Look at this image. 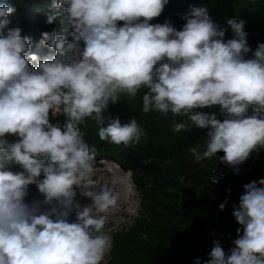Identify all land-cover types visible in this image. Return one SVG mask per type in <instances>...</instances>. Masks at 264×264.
I'll list each match as a JSON object with an SVG mask.
<instances>
[{"label":"clouds","instance_id":"clouds-1","mask_svg":"<svg viewBox=\"0 0 264 264\" xmlns=\"http://www.w3.org/2000/svg\"><path fill=\"white\" fill-rule=\"evenodd\" d=\"M168 3L53 0L46 23L58 28L42 32L38 46L55 55L44 59L22 27L10 26L16 8L0 4V264H105L112 237L104 229L118 197L93 179L96 150L81 125L91 119L101 141L137 145L145 132L135 118L104 116L122 95L146 89L144 113L186 117L174 133L189 130V121L206 129L203 146L189 149L198 164L215 157L238 174L264 150V116L248 114L250 106L264 112V43L252 51L238 18L227 21L233 36L226 39L204 6L190 9L181 30L167 19L152 23ZM212 106L222 120L196 111ZM59 114L63 126L51 120ZM33 185L39 195L29 200ZM243 188L233 247L226 253L215 241L210 259L195 264H264V179Z\"/></svg>","mask_w":264,"mask_h":264},{"label":"trees","instance_id":"trees-1","mask_svg":"<svg viewBox=\"0 0 264 264\" xmlns=\"http://www.w3.org/2000/svg\"><path fill=\"white\" fill-rule=\"evenodd\" d=\"M5 3L16 8L9 17L10 26L22 27V35L30 36L33 41L31 51L39 49L40 55L46 56L51 49L42 50L36 44L42 32L58 28L55 23H46V14L56 11L53 0H0V4ZM199 6L208 8L217 30L227 29L226 39L233 36L227 21L238 18L246 22L247 43L252 51L264 43V0H169L161 16L152 23L167 19L181 30L186 23L184 17L192 7ZM63 34L71 41L69 34ZM145 91L141 89L134 98L122 95L119 102L110 104L104 112L106 118L119 117L122 123L135 118L145 132L137 145L124 147L101 141L99 125L91 119L81 125L83 138L90 147H95L96 157L115 160L132 170L143 194L145 214L142 213L130 232L116 234L112 259L107 264H195L197 259L202 262L210 259L215 241L228 253L237 238V229L241 228L233 211L238 209L239 197L244 194L243 185L264 179V168L239 170L237 174L217 159L213 164L212 160L205 161L202 170L198 169L200 164H192L187 154L207 130L189 121V130L174 133L173 124L187 118L177 117L174 121L171 113H144ZM196 111L214 112L218 119L224 118L219 106ZM248 114L264 116V112L255 113L252 106ZM62 119L63 126L67 117L62 115ZM106 123L107 120L105 126ZM213 176L218 182H213ZM222 203L224 210L219 207ZM68 218L75 222V213Z\"/></svg>","mask_w":264,"mask_h":264},{"label":"rangeland","instance_id":"rangeland-1","mask_svg":"<svg viewBox=\"0 0 264 264\" xmlns=\"http://www.w3.org/2000/svg\"><path fill=\"white\" fill-rule=\"evenodd\" d=\"M36 45H39V42ZM40 48L44 50L47 47L41 46ZM34 53L37 54L40 59L55 55L53 50H51L46 56H41L39 49H35ZM62 115L63 114H59L58 116L52 117V122L59 123L62 126ZM16 139L17 137L14 136L8 137L9 142H15ZM203 143V138H198L190 148L202 147ZM221 153L222 152L218 153L217 156L219 157ZM187 158L192 161V164L197 166L190 151L187 154ZM217 159L214 157L211 163L213 164V162ZM204 166L205 162L200 163V167L197 166V168L202 170L201 167ZM94 167L95 171L93 179L96 180L99 185H106L110 187L118 197V205L115 209L110 211L104 229L107 230L112 237L111 249L105 259V264H107L112 259L116 234L130 232L135 226L138 218H141V216L145 214L143 206L144 200L143 194L138 188V184L132 170L124 168L115 160L109 158L99 159L97 157L95 158ZM253 167L264 168V150H261L259 154L253 153L249 160L239 166V170L245 171ZM38 195L36 187L34 185L30 186V195L27 199L31 200ZM77 198L81 201V203H90V201L85 197L78 196ZM67 219L69 222H72L68 217Z\"/></svg>","mask_w":264,"mask_h":264},{"label":"built area","instance_id":"built-area-1","mask_svg":"<svg viewBox=\"0 0 264 264\" xmlns=\"http://www.w3.org/2000/svg\"><path fill=\"white\" fill-rule=\"evenodd\" d=\"M227 172V170H225ZM233 203V202H232Z\"/></svg>","mask_w":264,"mask_h":264}]
</instances>
